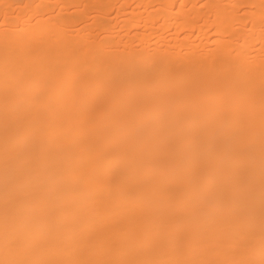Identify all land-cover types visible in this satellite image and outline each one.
<instances>
[{
  "label": "bare ground",
  "instance_id": "bare-ground-1",
  "mask_svg": "<svg viewBox=\"0 0 264 264\" xmlns=\"http://www.w3.org/2000/svg\"><path fill=\"white\" fill-rule=\"evenodd\" d=\"M182 1L0 0V264H264V0Z\"/></svg>",
  "mask_w": 264,
  "mask_h": 264
},
{
  "label": "rangeland",
  "instance_id": "rangeland-1",
  "mask_svg": "<svg viewBox=\"0 0 264 264\" xmlns=\"http://www.w3.org/2000/svg\"><path fill=\"white\" fill-rule=\"evenodd\" d=\"M90 0H68V2L65 4L64 8H60L61 7V0H52V6L49 9L48 12L46 13H38V12H31V13H26V4H23L18 12L22 14V16H31L30 17V21L33 25H36L40 19H46L49 16H59V15H68V14H74V11L77 9H81L83 10V12L85 14H88L87 17H85L86 19L82 20L81 22H76L75 24H73V27L75 29L81 28L85 25H88V27L93 25V28H97V24H95L93 22V19H90L89 16H95L97 14H100L102 16L105 17H109L110 19L112 18L113 20L119 19L121 20V18L119 17V9L124 13V12H128L131 11L133 9V7L137 6V2L136 0H125L123 3H119L117 4L116 7L111 8L109 10L106 11H100L99 7H93L91 6L92 4H89ZM95 1V0H93ZM100 3L104 6V4H106L108 2V0H99ZM207 0H200L199 3V7H201V10L203 12L208 11V7L206 5ZM182 9L183 12L187 13V14H191V11L189 13L190 8L192 7V2L190 0H184L182 1ZM141 8L144 9V5L141 4L140 5ZM11 7H9L8 5H4V4H0V25H2V27L4 29L7 28L6 23L4 22V13L6 11V9H10ZM107 14V15H106ZM151 15V18H153V22L151 23L152 29L153 30H158L156 31L157 33H159L160 35H162L163 39L162 40H166V41H162L164 45H168L170 40L174 39V38H178V39H182L185 37L186 33H188V30L186 29H181L179 27H177L178 25H173V18H171V20H169L168 22V26L166 27L167 30H164V25L162 24L163 22L158 20V12L156 11H151L149 13ZM121 15V14H120ZM192 20L194 22H198L197 20H195L194 18H192ZM211 26L209 28H207V37L204 39V42L208 41V39H212L213 38V34H214V29L212 27V25H207ZM144 30V26L142 27H138V28H134L132 29L130 32V37H133L135 34L142 32ZM106 33V32H105ZM104 33V34H105ZM196 34V31H195ZM196 36V35H195ZM194 38V37H193Z\"/></svg>",
  "mask_w": 264,
  "mask_h": 264
}]
</instances>
